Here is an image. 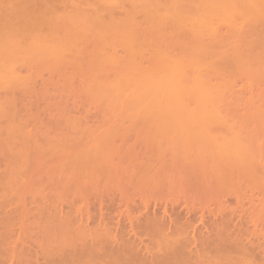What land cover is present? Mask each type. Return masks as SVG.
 <instances>
[{"label": "rangeland", "instance_id": "obj_1", "mask_svg": "<svg viewBox=\"0 0 264 264\" xmlns=\"http://www.w3.org/2000/svg\"><path fill=\"white\" fill-rule=\"evenodd\" d=\"M19 1H0V264H264V0Z\"/></svg>", "mask_w": 264, "mask_h": 264}, {"label": "bare ground", "instance_id": "obj_2", "mask_svg": "<svg viewBox=\"0 0 264 264\" xmlns=\"http://www.w3.org/2000/svg\"><path fill=\"white\" fill-rule=\"evenodd\" d=\"M0 1H1V0H0ZM3 1H4V0H3ZM21 1H22V0H21ZM21 1H19V2H21ZM112 1H113V0H112ZM129 1H130V0H129ZM157 1H159V0H152V1H149V2H150V4H152L151 2H153V4H154V2L156 3ZM164 1H165V0H164ZM210 1H211V0H210ZM219 1H220V0H219ZM222 1H223V0H222ZM228 1H229V0H228ZM133 2H134V1H133ZM224 2H225V1H224ZM224 2H223V4H224ZM226 2H227V1H226ZM6 3H7V2H6ZM9 3H10V2H9ZM177 3H178V2H177ZM219 3H220V2H219ZM233 3H235V2H233ZM233 3H232V4H233ZM242 3H244V2H242ZM26 4H27V1H26ZM158 4H159V3H158ZM210 4H212V3H210ZM210 4L207 5V6H209L208 8H205V7H203V8H205V9L208 11L209 9L212 10V7H213V6H216V5H210ZM221 4H222V3H221ZM137 5H138V4H137ZM137 5H136V6H137ZM147 5H148V4H147ZM155 5H156V4H155ZM167 5H168V3H167ZM225 5H226V3H225ZM225 5H224V6H225ZM234 5H235V4H234ZM20 6H21V5H20ZM130 6H131V3H130ZM133 6H134V5H133ZM133 6H132V7H133ZM152 6H153V5H152ZM203 6H204V5H203ZM205 6H206V5H205ZM211 6H212V7H211ZM232 6H233V5H232ZM148 7H149V6H148ZM153 7L155 8V6H153ZM173 7H174V6H173ZM173 7H172V8H173ZM181 7H182V6H181ZM210 7H211V8H210ZM228 7H229V6H228ZM233 7L239 8V7H237V4H236L235 6H233ZM135 8H137V7H135ZM146 8H147V6H146ZM149 8H150V7H149ZM184 8H186V6H185ZM229 8H230V7H229ZM248 8H249V7H248ZM144 9H145V8H144ZM147 9H148V8H147ZM187 9H189V8H187ZM216 9H217V8H216ZM182 10H183V9H182ZM201 10H202V8H201ZM213 10H214V7H213ZM218 10L220 11L219 8H218ZM230 10H231V9H230ZM25 11H26V10H25ZM135 11H137V10H135ZM164 11H165V10H164ZM164 11H163V12H164ZM177 11H178V10H177ZM180 11H181V10H180ZM222 11H223V10H222ZM226 11H227V10H226ZM151 12H153V11L151 10ZM163 12H162V13H163ZM195 12H196V11H195ZM220 12H221V11H220ZM227 12H228V11H227ZM227 12H226V14H227ZM231 12H232V11H231ZM142 13H143V12H142ZM144 13H146V12L144 11ZM153 13H154V12H153ZM165 13H166V12H165ZM184 13H185V12H184ZM210 13H211V12H210ZM229 13H230V12H229ZM157 14H158V13H157ZM186 14H187V13H186ZM126 15H127V14H126ZM129 15H131V14H129ZM134 15H135V14H134ZM140 15H141V14H140ZM144 15H145V14H144ZM194 15H195V14H194ZM206 15H209V14H206ZM228 15H229V14H228ZM228 15H227V16H228ZM109 16H110V15H109ZM151 16H153V15H151ZM158 16H159V14H158ZM192 16H193V14H192ZM196 16H197V15H196ZM134 17H136V16H134ZM138 17H139V16H138ZM167 17H168V16H167ZM188 17H189V16H188ZM201 17H202V16H201ZM207 17H208V16H207ZM220 17H221V16H220ZM132 18H133V17H132ZM156 18H157V17H156ZM158 18H159V17H158ZM158 18H157V19H158ZM221 18H222V17H221ZM224 18H225V17H224ZM143 19H144V18H143ZM162 19H164V18L162 17L161 19L159 18L158 20H162ZM178 19H179V18H178ZM191 19H192V18H191ZM198 19H199V17H198ZM113 20H114V19H113ZM124 20H125V18H124ZM126 20H127V19H126ZM129 20H130V19H129ZM135 20H136V18H135ZM186 20H187V19H186ZM188 20H189V19H188ZM137 21H138V20H137ZM137 21H136V22H137ZM204 21H205V20H204ZM140 22H141V21H140ZM151 22H152V21H151ZM166 22H168V21H166ZM196 22H197V21H196ZM15 23H16V22H15ZM148 23H149V22H148ZM148 23H147V24H148ZM205 23H206V22H205ZM135 24H136V23H135ZM135 24H134V25H135ZM193 24H194V23H193ZM199 24H200V23H199ZM213 24H214V23H213ZM15 25H16V24H15ZM126 25H127V24H126ZM132 25H133V24H132ZM134 25H133V26H134ZM180 25H181V24H180ZM183 25H184V23H183ZM206 25H207V24H206ZM206 25H205V26H206ZM208 25H209V23H208ZM127 26H128V25H127ZM199 26H200V25H199ZM213 26H214V25H213ZM131 27H132V26H131ZM181 27H183V26L181 25ZM195 27H196V26H195ZM201 28H203V27H201ZM205 28H206V27H205ZM134 29H135V28H134ZM210 29H211V28H210ZM259 29H260V28H259ZM125 30H126V29H125ZM207 30H209V29L207 28ZM262 30H263V29H262ZM254 31H255V30H254ZM257 31H258V30H257ZM263 31H264V30H263ZM263 31H262V33H263ZM128 32H129V31H128ZM263 34H264V33H263ZM257 35H258V34H257ZM257 35H256V36H257ZM247 45H248V44H247ZM250 46H251V44H250ZM236 48H237V47H236ZM228 49L231 50L230 48H228ZM249 49H250V48H249ZM235 50H236V49H235ZM239 50H240V49H239ZM228 52H229V51H228ZM236 53H237V50H236ZM223 54H224V53H223ZM231 54H233V53H231ZM164 55H165V54H164ZM235 55H236V54H235ZM240 55H241V53H240ZM162 57H163V56H162ZM224 57H225V56H224ZM174 63H175V61H174ZM170 65H171V64H170ZM177 65H178V64H177ZM179 67H180V66H179ZM182 67H183V66H182ZM176 68H177V67H176ZM180 68H181V67H180ZM181 73H182V72H180L179 74H181ZM165 74H166V73H165ZM165 74H164V75H165ZM185 74H187V73H185ZM185 74H184V75H185ZM192 74H193V73H192ZM192 74H191V75H192ZM194 74H195V73H194ZM172 75H173V74H172ZM176 75H177V73H176ZM167 76H168V75H167ZM167 76H166V77H167ZM199 76H200V75H198V78H199ZM164 77H165V76H164ZM164 77H163V79H164ZM174 77H175V75H174ZM178 77H180V76H178ZM183 77H184V76H183ZM185 77H186V76H185ZM192 77H193V76H192ZM192 77H191V78H192ZM175 78H176V77H175ZM209 78H210V77H209ZM214 78H215V77H214ZM170 79H171V78H170ZM189 79H190V78H189ZM207 79H208V78H207ZM215 79H216V78H215ZM180 80H181V79H180ZM190 80H191V79H190ZM190 80H188V81H190ZM167 81H168V79H167ZM174 81H175V80H174ZM186 81H187V80H186ZM201 81H202V80H201ZM170 82H171V81H170ZM202 82H203V81H202ZM171 83H172V82H171ZM178 83H180V81H179ZM178 83H177V84H178ZM181 83H182V82H181ZM186 83H187V82H186ZM190 83H191V81H190ZM192 84H193V83H192ZM203 84H204V82H203ZM173 85H174V84H173ZM185 85H187V84H185ZM189 85H190V84H189ZM167 86H168V85H167ZM175 86H176V85H175ZM190 86H191V85H190ZM193 86H194V85H193ZM199 86H201V85H199ZM209 86H210V85H209ZM173 87H174V86H173ZM177 87H178V85H177ZM177 87H176V89H177ZM179 87H180V85H179ZM183 87H185V86H183ZM194 87H195V86H194ZM163 88H165V87H163ZM163 88H162V89H163ZM187 88H189V87H186V89H187ZM190 88H191V87H190ZM205 88L207 89V87H205ZM211 88H212V87H211ZM180 89H181V88H180ZM180 89L178 88V91H179V92H180ZM182 89H183V88H182ZM201 89H203V88H201ZM188 90H190V89H188ZM215 90H216V89H215ZM176 91H177V90H176ZM190 91H192V90H190ZM190 91H189V92H190ZM181 92H184V91L182 90ZM185 92H186V91H185ZM187 92H188V91H187ZM187 92H186V93H187ZM201 93H202V95H203L205 92H201ZM195 94H197V92H196ZM198 94H199V93H198ZM207 94H208V93H207ZM199 95H201V94H199ZM208 95H209V94H208ZM175 96H176V95H175ZM197 96H198V95H197ZM203 96H204V95H203ZM201 98H203V97H201ZM209 99H210V98H209ZM182 101H183V100H182ZM206 101H207V100H206ZM177 103H180V102H177ZM205 103H206V102H205ZM210 103H211V102H210ZM207 104H208V103H207ZM208 105H209V104H208ZM210 106H214V105H210ZM246 158H247V157H246ZM244 159H245V158H244ZM247 160H248V159H247ZM191 207H192V206H190V208H191ZM187 209L189 210V208H187ZM187 209H186V210H187ZM200 209H201V208H200ZM188 210H187V211H188ZM192 210H193V208H192ZM194 210H195V209H194ZM183 211H184V210H183ZM190 211H191V210H190ZM188 212H189V211H188ZM188 212H187V214H188ZM126 213H128V212H126ZM146 213H147V212H146ZM182 213H183V212H182ZM191 213H192V211H191ZM128 214H129V213H128ZM148 214H149V213H148ZM125 215H126V214H125ZM149 215H150V214H149ZM156 215H157V214H156ZM128 216H129V215H128ZM142 216H143V215H142ZM177 216H178V215H177ZM180 216H181V214H180ZM80 217H81V216H80ZM159 217H160V216H159ZM201 217H203V216H201ZM201 217H200V218H201ZM128 218H129V217H128ZM131 218H132V217H130V219H131ZM154 218H155V217H154ZM168 218H169V216H168ZM227 218H229V217H227ZM81 219H82V218H81ZM81 219H80V220H81ZM146 219H148V217H147ZM149 219L151 220V218H149ZM156 219H157V218H156ZM158 219H159V218H158ZM169 219H170V218H169ZM229 219H230V218H229ZM126 220H127V219H126ZM126 220H124V221H126ZM141 220H142V219H141ZM159 220H160V219H159ZM165 220H166V219H165ZM171 220H172V219H171ZM88 221H89V220H88ZM163 221H164V220H163ZM169 221H170V220H169ZM76 222H78V221H76ZM150 222L152 223V221H150ZM160 222H161V221H159V223H160ZM221 222H222V221H221ZM227 222H228V221H227ZM128 223H129V222H128ZM133 223H134V222H133ZM136 223H137V222H136ZM138 223H139V222H138ZM144 223H145V222H144ZM151 223H150V224H151ZM156 223H157V221H156ZM170 223H171V221H170ZM208 223H209V221H208ZM80 224H81V223H80ZM130 224H131V223H130ZM141 224H143V223H141ZM141 224H140V225H141ZM152 224H154V223H152ZM152 224H151V225H152ZM160 224H163V223L161 222ZM140 225H139V226H140ZM148 225H149V224H148ZM151 225H150V226H151ZM154 225H155V224H154ZM163 225H164V224H163ZM211 225H212V224H211ZM130 226H131V225H130ZM135 226H136V224H135ZM144 226H145V225H144ZM158 226H159V225H158ZM160 226H161V225H160ZM140 227H141V226H140ZM153 227H154V226H153ZM153 227H152V228H153ZM172 227H173V226H172ZM163 228H164V227H163ZM203 228H204V227H203ZM219 228H220V227H219ZM124 229H125V228H124ZM127 229H128V228H127ZM142 229L145 230V228H143V227H142ZM147 229H149V228H147ZM167 229H168V228H167ZM105 230H107V228H106ZM122 230H123V229H122ZM134 230H135V229H134ZM150 230H151V229H150ZM154 230H155V229H154ZM157 230H158V228H157ZM162 230H165V229H162ZM124 231H125V230H124ZM135 231H136V230H135ZM139 231H140V230H139ZM147 231H148V230H147ZM195 231H196V230H195ZM164 232H165V231H164ZM171 232H172V231H171ZM106 233H107V232H106ZM126 233H128V232H126ZM141 233H142V231H141ZM149 233H150V232H149ZM175 233H176V232H175ZM175 233H174V234H175ZM178 233H179V232H178ZM119 234H121V233H119ZM217 234H218V233H217ZM135 235H136V234H134V236H135ZM140 235H141V234H140ZM162 235H163V234H162ZM164 235H165V234H164ZM187 235H188V234H187ZM218 235H219V234H218ZM225 235H226V234H225ZM121 236H122V235H121ZM124 236H125V235H124ZM141 236H143V235H141ZM144 236H145V235H144ZM159 236L161 237V235H159ZM180 236H181V235H180ZM192 236H193V235H192ZM208 236H209V235H208ZM211 236H212V235H211ZM228 236H229V235H228ZM119 237H120V236H119ZM160 237H159V238H160ZM209 237H210V236H209ZM213 237H214V236H213ZM221 237H222V236H221ZM174 238H175V237H174ZM218 238H219V237H218ZM222 238H223V237H222ZM222 238H221V239H222ZM97 239H98V238H97ZM113 239H115V238L113 237ZM120 239H121V238H120ZM163 239H164V238H163ZM167 239H168V238H167ZM172 239H173V238H172ZM184 239H186V238H184ZM187 239H188V237H187ZM208 239H209V238H208ZM236 239H237V238H236ZM89 240H90V239H89ZM118 240H119V239H118ZM141 240H142V239H141ZM141 240H140V241H141ZM152 240H153V238H152ZM156 240H157V239H156ZM159 240H160V239H158L157 241H159ZM193 240H194V238H193ZM205 240H206V239H205ZM217 240H218V239H217ZM112 241H113V240H112ZM116 241H117V240H116ZM123 241H125V240H123ZM127 241H128V240H127ZM137 241H138V240H137ZM137 241H136V242H137ZM153 241H154V240H153ZM170 241H171V240H170ZM176 241L179 243L180 240L178 241V239H177ZM176 241H174V239H173L172 242H174V244H175V243L177 244ZM186 241H187V240H186ZM220 241H221V240H220ZM225 241H226V240H225ZM129 242H130V241H129ZM166 242H168V241H166ZM172 242H170V243H172ZM189 242H191V241L189 240ZM192 242H194V241H192ZM192 242H191V243H192ZM212 242H213V241H212ZM94 243H95V241H94ZM127 243H128V242H127ZM138 243H139V242H138ZM149 243H150V242H149ZM155 243H156V242H155ZM162 243H163V242H162ZM180 243H181V242H180ZM194 243L197 244L196 242H194ZM208 243H209V242H208ZM214 243H215V242H214ZM231 243H232V242H231ZM104 244H105V243H104ZM116 244H117V243H115V245H116ZM118 244H119V243H118ZM128 244H129V243H128ZM134 244H135V243H134ZM141 244H142V243H141ZM146 244H147V243H146ZM167 244H168V243H167ZM176 244H175V245H176ZM201 244H202V243H201ZM204 244H205V242H204ZM210 244H211V243H210ZM115 245H114V248H115ZM132 245H133V244H132ZM161 245H162V244H161ZM193 245H194V244H193ZM207 245H208V244H207ZM225 245H226V243H225ZM140 246H141V245H140ZM170 246H171V244H170ZM172 246H173V244H172ZM185 246H186V245H185ZM201 246H202V245H201ZM208 246H209V245H208ZM212 246H213V245H212ZM236 246H237V244H236ZM126 247H127V246H126ZM144 247H147V246L144 245ZM153 247H154V246H153ZM204 247H205V246H204ZM229 247H230V246H229ZM79 248H80V247H79ZM84 248H85V247H84ZM123 248H124V247H123ZM212 248H213V247H212ZM232 248H233V247H232ZM89 249H91V248L89 247ZM109 249H110V248H109ZM125 249H126V248H125ZM127 249H128V248H127ZM130 249H131V248H130ZM132 249H133V248H132ZM145 249H146V248H145ZM152 249H154V248H152ZM162 249H163V248H162ZM176 249H177V248H176ZM195 249H196V248H195ZM205 249H206V248H205ZM219 249H220V248H219ZM136 250H137V249H136ZM142 250H143V249H142ZM227 250H228V249H227ZM227 250H226V251H227ZM87 251H88V250H87ZM107 251H108V250H107ZM121 251H123V250H121ZM124 251H125V250H124ZM128 251H129V249H128ZM193 251H194V250H193ZM198 251H199V250H198ZM77 252H79V251H77ZM82 252H83V251H81V253H82ZM133 252H134V251H133ZM145 252H147V251H145ZM156 252H157V251H156ZM170 252H171V251H170ZM177 252H178V251H177ZM199 252H200V251H199ZM221 252H222V251H221ZM232 252H233V251H232ZM134 253H135V252H134ZM149 253H150V252H149ZM202 253H203V252H202ZM202 253H201V255H202ZM66 254H67V253H66ZM101 254H102V253H101ZM122 254H123V252H122ZM161 254H162V253H161ZM166 254H167V253H166ZM186 254H187V253H186ZM192 254H193V253H192ZM210 254H212V253H210ZM217 254H218V253H217ZM223 254H224V253H223ZM128 255H129V254H128ZM139 255H140V254H139ZM163 255H164V254H163ZM172 255H173V254H172ZM175 255H176V254H175ZM201 255H200V256H201ZM213 255H214V254H213ZM110 256H111V253H110ZM123 256H124V255H123ZM150 256H152V254H151ZM157 256H158V254H157ZM161 256H162V255H161ZM164 256H165V255H164ZM164 256H163V257H164ZM179 256H182V255L180 254ZM204 256H205V255H204ZM204 256H203V257H204ZM113 257H114V256H113ZM131 257H132V256H131ZM138 257H139V256H138ZM152 257H153V256H152ZM163 257H162V258L159 257V258H161V260H162ZM172 257H174V256H171V258H172ZM198 257H199V256H198ZM209 257H210V256H209ZM217 257H218V256H217ZM224 257H225V256H224ZM229 257H230V256H229ZM71 258H72V257H71ZM73 258H74V257H73ZM116 258H117V257H116ZM129 258H130V257H129ZM129 258H128V261H129ZM156 258H157V257H156ZM171 258H170V260H171ZM215 258H216V257H215ZM117 259H118V258H117ZM135 259H136V258H135ZM135 259H134V260H135ZM143 259H144V257H143ZM147 259H148V258H147ZM147 259H146V257H145L144 260L146 261ZM164 259H165V257H164ZM164 259H163V260H164ZM186 259H187V258H186ZM216 259H217V258H216ZM226 259H227V257H226ZM230 259H231V258H230ZM74 260H75V259H74ZM123 260H124V259H123ZM131 260H133V259H131ZM134 260H133V261H134ZM144 260H143V261H144ZM151 260H152V259H151ZM156 260H157V259H156ZM156 260H154V261H156ZM168 260H169V258H168L167 260L163 261V262H166V261H168ZM170 260H169V261H170ZM172 260H173V259H172ZM172 260H171V261H172ZM175 260L178 261L177 257H176ZM183 260H184V259H183ZM206 260H207V259H206ZM227 260H228V259H227ZM101 261H102V260H101ZM114 261H115V260H114ZM116 261H117V260H116ZM125 261H126V260H125ZM125 261H124V262H125ZM152 261H153V260H152ZM169 261H168V262H169ZM190 261H191V260H190ZM232 261H233V260H232ZM236 261H237V260H236ZM88 262H89V261H88ZM91 262H92V261H91ZM110 262H111V261H110ZM126 262H127V261H126ZM135 262H137V261H135ZM135 262H134V264H135ZM140 262H142V260H141ZM158 262H159V260H158ZM168 262H167L166 264H168ZM219 262L221 263V261H219ZM227 262H228V261H227ZM112 263H113V262H112ZM131 263H132V261H130V262L127 263V264H131ZM142 263H144V262H142ZM150 263H151V261H150ZM177 263H178V262H177ZM177 263H176V264H177ZM198 263H199V262H198ZM236 263H237V262H236ZM81 264H82V263H81ZM99 264H100V263H99ZM101 264H102V263H101ZM120 264H121V263H120ZM124 264H125V263H124ZM153 264H154V263H153ZM156 264H161V263H156ZM170 264H173V261H172V263H170ZM184 264H185V263H184ZM202 264H203V263H202Z\"/></svg>", "mask_w": 264, "mask_h": 264}]
</instances>
